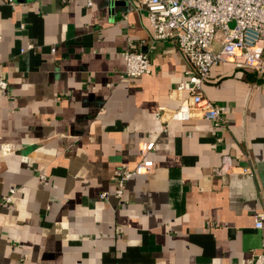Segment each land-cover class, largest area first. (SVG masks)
Listing matches in <instances>:
<instances>
[{
  "label": "crops",
  "instance_id": "1",
  "mask_svg": "<svg viewBox=\"0 0 264 264\" xmlns=\"http://www.w3.org/2000/svg\"><path fill=\"white\" fill-rule=\"evenodd\" d=\"M0 33V264H248L264 239V69L212 65L201 92L225 123L162 130L186 61L143 0H0ZM126 48L151 72L122 76ZM150 140L154 168L117 196L115 169Z\"/></svg>",
  "mask_w": 264,
  "mask_h": 264
},
{
  "label": "built area",
  "instance_id": "2",
  "mask_svg": "<svg viewBox=\"0 0 264 264\" xmlns=\"http://www.w3.org/2000/svg\"><path fill=\"white\" fill-rule=\"evenodd\" d=\"M92 1L86 0V5L90 6ZM143 4L153 38L173 40L186 61L184 78L176 86L183 93L180 103L176 107L157 106L155 115L162 130L167 129L171 119H187L195 114L211 119L216 126L223 125L225 107L206 97L201 87L210 75L211 66L223 61L233 62L237 67L264 69V0H143ZM32 47L28 43L21 51ZM121 54L125 62L122 76L131 78L151 72L152 63L146 51L126 48ZM6 84L5 79H0V87ZM139 148L141 158L133 167L121 165L115 169L117 196L132 175L149 172L155 166L148 156L154 141H142ZM10 149L11 144L2 145L4 152ZM233 168L227 163L214 170L230 172ZM15 190L11 187L3 200L11 201ZM263 219L264 213L258 212L255 226H262ZM248 264H264V239Z\"/></svg>",
  "mask_w": 264,
  "mask_h": 264
}]
</instances>
